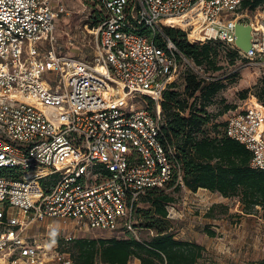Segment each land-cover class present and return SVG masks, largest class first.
Returning <instances> with one entry per match:
<instances>
[{
    "label": "built area",
    "instance_id": "1",
    "mask_svg": "<svg viewBox=\"0 0 264 264\" xmlns=\"http://www.w3.org/2000/svg\"><path fill=\"white\" fill-rule=\"evenodd\" d=\"M89 1L84 27L67 31L72 45L83 38L86 55H71L55 33L60 1L0 0V264H80L66 249L78 233L140 238L144 193L192 190L161 102L181 60L193 63L167 27L190 42L223 40L264 85V22L244 12V0ZM238 21L252 25L249 49L236 42ZM225 132L264 169V100L251 93Z\"/></svg>",
    "mask_w": 264,
    "mask_h": 264
},
{
    "label": "trees",
    "instance_id": "2",
    "mask_svg": "<svg viewBox=\"0 0 264 264\" xmlns=\"http://www.w3.org/2000/svg\"><path fill=\"white\" fill-rule=\"evenodd\" d=\"M263 4L264 0H244L242 9H256ZM167 32L197 64L213 65L215 69L222 67L215 64V54L216 44H222L223 40L190 42L181 28L167 27ZM229 50L234 56H241L236 49L229 47ZM186 78L187 89H201L206 102L198 108H192L179 90L171 89L170 86L175 84L173 81L164 90L161 103L167 141L178 148L187 186L193 190L207 187L224 196L239 195L246 211L256 205L264 206V169L251 166L250 149L226 134L225 126L223 132L216 135L210 134L206 128L211 116L205 105L225 84L212 80L202 85L204 78L201 76L199 79L195 73H188ZM247 91L248 88L242 89L241 97H246ZM255 94L264 100L263 83ZM226 107L232 105L227 104ZM180 189L181 186L169 190L151 188L141 196L140 201L145 199L152 204L149 208H137V219L143 218L139 229L148 230L151 233L149 238H138L131 232L121 235H84L74 238L66 249L80 264H96L98 261L129 264L134 257L139 258L141 264H196L203 255L204 244L176 237L170 229L157 224L168 216L167 204L176 202L173 193ZM214 208L210 207L208 215L213 214ZM208 233L215 235L216 231L209 229ZM255 264H264V258Z\"/></svg>",
    "mask_w": 264,
    "mask_h": 264
},
{
    "label": "rangeland",
    "instance_id": "3",
    "mask_svg": "<svg viewBox=\"0 0 264 264\" xmlns=\"http://www.w3.org/2000/svg\"><path fill=\"white\" fill-rule=\"evenodd\" d=\"M59 1L64 6V11L55 18L57 25L55 33L59 39V47L71 55L77 53L86 55L85 50L81 49L83 48V38L81 40L80 35L77 34L76 38H79L80 43L75 42L72 45L69 42L67 31L69 30L72 34L74 30L79 31L81 27H84L87 14L93 8V1L87 2L88 8L84 6L85 0H53L54 3ZM244 12L248 13L254 21L264 22V4L256 9L245 8ZM216 47L215 64L221 65L220 69H215L213 65L205 63L199 65L189 57L193 67L182 59L179 74L174 80L175 84L170 86L172 90H179L181 96L188 100L192 108H198L206 102V99H204L201 89L196 91L192 88L187 89L186 77L188 73H195L201 79L202 72L204 78L202 85L212 80L225 84L212 97L211 102L205 105L211 116L206 128L212 135L222 133L229 114L243 105V100L262 86L258 69L249 60L241 56H234L225 42L217 43ZM244 88H248L247 96L241 97L240 91ZM227 104H231L232 107L227 108ZM43 109L51 117L53 116L52 108L45 106ZM52 178L51 176L46 179ZM173 194L176 198V207L179 209L176 212L177 215L167 216L157 224L170 229L176 237L191 238L204 244L203 255L199 257L196 264L236 262L255 264L264 258V206L256 205L250 211H246L239 195L224 196L218 191L202 186L197 190H176ZM140 204L143 209L152 206L150 201L145 199H142ZM211 206H215V208L212 211L213 214L208 215ZM13 212L16 210L14 209ZM142 220L143 218L138 219L137 224ZM209 229L215 230L216 234H209ZM138 234L143 238H149L151 235L146 229H139ZM78 235L113 234L101 233V230L97 229L87 233L81 232ZM130 264H141V260L137 257L132 258Z\"/></svg>",
    "mask_w": 264,
    "mask_h": 264
},
{
    "label": "water",
    "instance_id": "4",
    "mask_svg": "<svg viewBox=\"0 0 264 264\" xmlns=\"http://www.w3.org/2000/svg\"><path fill=\"white\" fill-rule=\"evenodd\" d=\"M236 42L243 49H249L251 46L252 25L251 23H244L238 21L235 26Z\"/></svg>",
    "mask_w": 264,
    "mask_h": 264
},
{
    "label": "bare ground",
    "instance_id": "5",
    "mask_svg": "<svg viewBox=\"0 0 264 264\" xmlns=\"http://www.w3.org/2000/svg\"><path fill=\"white\" fill-rule=\"evenodd\" d=\"M190 12L188 11V12H185V16H188V14H189ZM182 18V16H176V17H172V18H169L168 20H167V22H168V24H174V25H178V23L180 22V19Z\"/></svg>",
    "mask_w": 264,
    "mask_h": 264
},
{
    "label": "crops",
    "instance_id": "6",
    "mask_svg": "<svg viewBox=\"0 0 264 264\" xmlns=\"http://www.w3.org/2000/svg\"><path fill=\"white\" fill-rule=\"evenodd\" d=\"M189 239H191V238H189ZM229 264H247L246 262H239V263H229Z\"/></svg>",
    "mask_w": 264,
    "mask_h": 264
}]
</instances>
